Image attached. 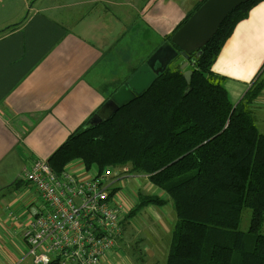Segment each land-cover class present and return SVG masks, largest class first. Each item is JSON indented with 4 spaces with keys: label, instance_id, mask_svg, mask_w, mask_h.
<instances>
[{
    "label": "trees",
    "instance_id": "trees-1",
    "mask_svg": "<svg viewBox=\"0 0 264 264\" xmlns=\"http://www.w3.org/2000/svg\"><path fill=\"white\" fill-rule=\"evenodd\" d=\"M261 2L234 9L213 38L189 54V85L179 62L173 70L167 66L135 100L99 124L86 121L47 160L56 173L80 163L97 172L130 165L131 174L145 176L166 198L139 193L123 221L143 208L171 204L177 222L165 264H264V134L243 110L264 89V66L237 106L212 71L236 25ZM244 208L251 210L246 233L239 231Z\"/></svg>",
    "mask_w": 264,
    "mask_h": 264
},
{
    "label": "crops",
    "instance_id": "crops-1",
    "mask_svg": "<svg viewBox=\"0 0 264 264\" xmlns=\"http://www.w3.org/2000/svg\"><path fill=\"white\" fill-rule=\"evenodd\" d=\"M6 1L0 0V30L18 27L0 36V264H26L22 233L42 209L38 193L25 179L26 172L34 162L47 161L86 121L109 115L106 101L131 77L109 93L105 75L101 79L99 74L104 73L105 62L111 64L117 54L123 57L125 52L118 45L128 38L125 31L136 29L143 45L146 22L164 39L203 0H104V4L81 0L70 6L75 15L68 13L63 19L52 14L61 6L42 9L34 4L29 8L28 0H20L21 8L8 10L2 6L16 8L13 2L5 5ZM160 44H154L148 54ZM183 62L179 60L180 66ZM263 66L261 2L236 25L212 71L223 78V87L237 106ZM243 110L264 134V89L252 103L244 102ZM121 193L122 189L119 197L128 207L127 215L134 204ZM165 206L172 208L170 203ZM153 207L157 206L146 208ZM16 212L18 219L13 220ZM171 216L167 211L158 218L168 224ZM148 235L156 240L157 234Z\"/></svg>",
    "mask_w": 264,
    "mask_h": 264
},
{
    "label": "built area",
    "instance_id": "built-area-1",
    "mask_svg": "<svg viewBox=\"0 0 264 264\" xmlns=\"http://www.w3.org/2000/svg\"><path fill=\"white\" fill-rule=\"evenodd\" d=\"M124 178L121 168L97 172L70 165L56 173L47 161L34 162L25 179L42 209L22 233L24 257L32 264H102L123 235Z\"/></svg>",
    "mask_w": 264,
    "mask_h": 264
},
{
    "label": "rangeland",
    "instance_id": "rangeland-1",
    "mask_svg": "<svg viewBox=\"0 0 264 264\" xmlns=\"http://www.w3.org/2000/svg\"><path fill=\"white\" fill-rule=\"evenodd\" d=\"M77 1L81 0H28V3L29 8L34 7V4H36V7L42 9L61 6L62 8H58L57 10L53 11L52 14L55 17L63 19L64 15L68 13L75 15L73 13L74 10L70 6H72ZM117 1L121 2V0ZM12 2L14 8L16 9H11L9 6H2V8H8V10H17L22 7L20 0H7L4 4L10 5ZM103 2L104 0H102V4H104ZM88 3L89 1H87L85 6L82 5L83 11L87 8ZM93 15H95L94 12L92 13V16ZM117 26L120 30V26ZM146 26H148L150 30L147 29ZM125 32L128 38L120 41L118 45V49L125 52L123 57L120 54H117L116 57H113V62L111 64L105 62V64L102 65L103 67H101V70H104V73L99 74L101 79H103L105 75L106 81H104L108 83L107 90L110 91L109 93L115 92L120 85L119 83H122L127 78L131 77V75H133L141 67L143 62L150 58L153 52L150 55L148 52L152 50L154 44H160L163 39L162 35L155 34V30L146 22L143 33V45L138 42L141 40V35L136 29L131 31L127 30ZM130 38H132V42L130 41ZM149 41L153 42V44H150ZM128 48H130V50H128ZM141 60L143 61L142 64L140 63ZM179 60L180 58L171 61L168 67L172 70L175 69ZM99 86L102 88V85ZM109 115L111 114L109 113ZM109 115L102 119H106L109 117ZM70 165L74 167L76 166L77 168L82 164L73 163ZM121 169L124 171L125 176L122 182L121 195L128 196L130 204H134V206H136L137 196L139 193L154 197L166 198V195H164L162 191L148 183L145 176L131 174L132 172L130 165H126ZM123 206L125 207L124 204ZM127 208L128 207H125V215L129 211ZM153 208L154 209L149 208L152 211H149L148 208H143L139 210L136 215L127 217L128 219L123 221L122 239L119 242L118 247H116L113 252L107 255L106 264H165L172 244L173 232L175 230L174 226L176 225L177 219L174 210L169 206ZM167 211H170L172 216L169 218V222H167L168 224H162L160 223L162 219L158 217ZM17 214L18 212L13 214V220L18 219ZM250 219L251 210L244 208L241 213L239 231L243 233L248 232ZM152 228L157 230V233H153ZM262 232H264V226L262 228ZM148 234H157L156 240L154 239V236L151 237ZM26 259H28L26 260V264H30L29 260L31 259Z\"/></svg>",
    "mask_w": 264,
    "mask_h": 264
},
{
    "label": "water",
    "instance_id": "water-1",
    "mask_svg": "<svg viewBox=\"0 0 264 264\" xmlns=\"http://www.w3.org/2000/svg\"><path fill=\"white\" fill-rule=\"evenodd\" d=\"M254 0H205L191 17L172 35L170 42H164L153 55L122 85L109 100L105 107L116 112L148 89L159 71H163L178 55L184 62L180 66L183 77L190 84L192 75L188 68V58L191 52L201 50L216 34L226 17L240 5ZM179 49L177 52L173 46ZM160 70L155 69V65ZM100 116H95L91 125L102 122Z\"/></svg>",
    "mask_w": 264,
    "mask_h": 264
},
{
    "label": "flooded vegetation",
    "instance_id": "flooded-vegetation-1",
    "mask_svg": "<svg viewBox=\"0 0 264 264\" xmlns=\"http://www.w3.org/2000/svg\"><path fill=\"white\" fill-rule=\"evenodd\" d=\"M155 69H156V67H155ZM108 111H109V113H110V111H111V108H108ZM112 113V112H111Z\"/></svg>",
    "mask_w": 264,
    "mask_h": 264
}]
</instances>
